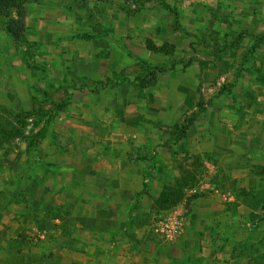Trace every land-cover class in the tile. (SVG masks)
I'll list each match as a JSON object with an SVG mask.
<instances>
[{
    "label": "rangeland",
    "instance_id": "374dc122",
    "mask_svg": "<svg viewBox=\"0 0 264 264\" xmlns=\"http://www.w3.org/2000/svg\"><path fill=\"white\" fill-rule=\"evenodd\" d=\"M22 12L14 33L0 16V121L68 102L34 153L0 142V205L38 202L26 206L35 224L61 229L32 242L89 247L104 264H264V227H237L264 201V0H34Z\"/></svg>",
    "mask_w": 264,
    "mask_h": 264
},
{
    "label": "crops",
    "instance_id": "0c3cea01",
    "mask_svg": "<svg viewBox=\"0 0 264 264\" xmlns=\"http://www.w3.org/2000/svg\"><path fill=\"white\" fill-rule=\"evenodd\" d=\"M260 185H264V182ZM10 188L11 190L16 189L15 186H11ZM30 193L31 191L28 190V194ZM35 204L37 208L38 202L26 199L25 203H19V201L13 199L7 201V204L0 205V264L105 263V260L108 258L106 253L98 254L89 249V247H87L82 253H78L75 250L64 246L54 249L51 252H46L45 249L40 247V244L35 245L32 241L51 242L54 237L61 234V229H59V227H56L55 229L49 227L50 224L56 222L55 220L50 221L42 219L39 221V224H35L30 218L31 214H28L30 209L26 208V206L34 207ZM39 206L41 205L39 204ZM44 208L45 205L43 206V209ZM19 211L24 214H20ZM28 239L30 242L29 244H26L25 241H28ZM11 242H15L16 247H11ZM173 259L175 260V258ZM176 260L170 264H179ZM147 263L162 264L160 261L158 262V259L152 260V263L151 261H148Z\"/></svg>",
    "mask_w": 264,
    "mask_h": 264
},
{
    "label": "trees",
    "instance_id": "16d2710c",
    "mask_svg": "<svg viewBox=\"0 0 264 264\" xmlns=\"http://www.w3.org/2000/svg\"><path fill=\"white\" fill-rule=\"evenodd\" d=\"M34 0H0V16L6 19V29L11 32H16L17 28L21 27L20 21L12 18V14L16 13L20 15L22 8L26 3L33 2ZM18 26V27H17ZM150 74L154 75V72ZM140 88H144L150 84L146 82L143 78H138ZM103 86L105 84H102ZM68 105L67 101L55 103L50 102V107L44 108H33L28 111H18L13 114L12 119L8 122L0 121V142H10L15 138H21L26 142L27 152L34 153L37 150L38 145L47 136L49 132V126L53 123L57 113L63 110ZM198 112H193L189 116H185L181 122L180 129L184 134L190 123L197 117ZM31 122V126L35 128L29 135L25 133L26 126ZM145 161V158H140ZM152 174V170L143 173V183L141 190L135 195L133 202L128 208V216L131 217L132 214L139 208L140 203L148 191L147 179ZM170 191V196L166 197L167 193L164 191L162 196L165 197L164 201L169 204H177L180 201V196L176 195V190L174 187L168 188ZM261 214L260 216L252 222H240L237 227L244 231L250 227L253 228H263L264 227V201L260 206Z\"/></svg>",
    "mask_w": 264,
    "mask_h": 264
}]
</instances>
